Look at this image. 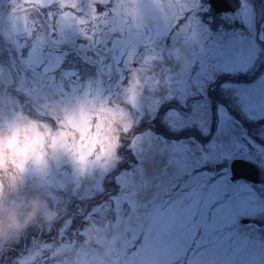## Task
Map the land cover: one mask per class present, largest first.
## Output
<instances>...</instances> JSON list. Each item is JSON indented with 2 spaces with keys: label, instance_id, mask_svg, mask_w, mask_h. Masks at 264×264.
<instances>
[{
  "label": "rangeland",
  "instance_id": "374dc122",
  "mask_svg": "<svg viewBox=\"0 0 264 264\" xmlns=\"http://www.w3.org/2000/svg\"><path fill=\"white\" fill-rule=\"evenodd\" d=\"M76 1L58 0V4L75 7ZM49 4L57 5L54 0H28L27 3L0 0V82L5 85H10L16 77L24 87V77L16 70L23 65L18 59L10 60L19 47L28 44L39 60L41 50L52 46L53 37L47 27L37 31L43 17L30 16L40 13L41 8ZM82 21L72 14L57 16V35L67 38L77 33L87 34ZM186 39L191 45H197L201 39L199 29L196 27ZM247 43L238 60L247 65V70L216 73L215 80L207 84L206 102L211 108L212 130L208 136L195 127L174 133L159 119L150 123L144 111L148 104L154 99L166 101L167 82L155 66H151L154 69L151 77L141 69L134 70L119 91L113 86L115 77L113 84L97 85L93 79H86L93 75L92 70H87L83 74L85 81L68 84L72 90L63 95L58 83L46 92L33 93L35 102L16 91L11 98L0 94V137L10 138L21 124L39 130L35 136L32 133L18 135L0 150V264H173L175 234L180 227L173 225L162 232L155 226L159 205H154L155 210L150 209L144 215L139 226L122 230L111 238L93 225L86 229L88 240L84 241L76 235L85 227L83 211H90L107 199L108 194L115 193L117 185L113 178L135 167L134 155H139L146 140L139 133L148 128L169 141L195 142L206 149L216 131L218 106L227 109L233 125L232 139L223 147H217L207 162L199 152L187 161L189 167L202 173L200 181L227 179L222 175L225 162L252 159V150L257 146V150L264 151V115L259 109L245 112L235 95L237 91L257 97L264 95V79L256 80L249 68L254 48L251 42ZM157 81L162 87L156 86ZM225 83L233 87L222 88ZM149 88L154 90V95L148 94L146 89ZM168 107L179 105L166 104L162 112ZM262 158L264 160V156ZM147 171L152 174L150 166ZM172 179L169 177L152 193L153 200L157 197L164 200ZM101 182L106 191L88 199L99 191ZM186 182L190 186L193 183L189 176L178 181L181 192L187 191L183 187ZM152 187L149 183L148 189ZM148 189L145 195L149 194ZM177 194L173 192L172 198ZM188 195L186 193L185 197ZM204 199L207 203L206 194ZM240 206L249 205L245 200ZM200 207L202 209L203 205ZM196 212L194 209L193 217H197ZM60 236L64 237L63 241ZM89 240L101 246L93 247Z\"/></svg>",
  "mask_w": 264,
  "mask_h": 264
},
{
  "label": "snow or ice",
  "instance_id": "6c2138e0",
  "mask_svg": "<svg viewBox=\"0 0 264 264\" xmlns=\"http://www.w3.org/2000/svg\"><path fill=\"white\" fill-rule=\"evenodd\" d=\"M24 2L27 3L28 0ZM54 3L58 7V0H54ZM184 3L183 14L174 16L163 32L157 33L155 37H148L147 42L137 41L133 45L134 54L131 56L124 50L123 38L119 34L104 38V32L95 30L96 26L87 19L83 8L77 13L75 7L65 4L64 9H70L74 15L83 17L88 24L87 34L77 33L65 38L57 35V15L52 11L53 4L42 7L40 15L43 20L37 31L46 26L48 34L53 37L52 46L44 47L40 59L35 62L32 60V47L29 48L28 44L19 47L10 60L18 59L19 64L23 65L16 67V70L18 75L24 77V87L13 77L10 85L0 82V94L11 98L16 91L29 101L35 102L33 93L46 92L57 83L61 95L70 92L72 89L67 86L69 83L85 81L78 65L70 61V57L94 70V75L87 79L101 83L107 80L109 84H113L115 77L113 86L119 91L128 83L136 69L145 71L151 77L154 69L148 61L150 57H154L150 63L160 69L167 87L164 88L166 101L154 99L144 110L150 123L159 119L162 125L174 133L195 127L202 135L208 136L212 130L211 108L206 102L207 84L215 80L216 73L247 70V65L238 63L243 51L240 47L243 38L229 33L214 35L199 18L203 0H184ZM113 8L114 0H107V4L98 0L95 4L98 17L113 15ZM239 17L250 30L255 27V9L248 0H242ZM193 24L201 35L197 45H191L184 35L186 30L191 31ZM98 36L102 38V42L97 43ZM173 64L175 68L172 67ZM156 86L162 87L160 81H157ZM231 87L233 86L227 83L222 85L224 89ZM146 91L149 95H154L153 89ZM235 95L245 112L259 109L264 115V95L257 97L245 91H237ZM173 102L179 107H168L162 112L166 104ZM14 104L15 101L13 107ZM140 119L143 122V113L140 114ZM232 133L231 117L223 105L218 106L216 131L206 146L207 150L205 146L195 142L169 141L151 128L139 133L146 140L143 150L139 155H134L135 167L113 178L117 185L114 194H108L107 199L90 211H83L85 227L76 235L83 237V241L88 240L86 229L95 225L96 229L102 230L111 238L122 230L139 226L144 215L150 209L155 210L154 205L160 206L156 212L155 226L164 232L170 226L184 223L188 217L195 219L192 213L196 209L200 224L195 228L181 227L175 234V242L182 246L181 254L186 258L187 264H246L248 249L253 245L264 247V241L253 240L250 234L252 229L242 221L264 215V197L253 188L236 187L238 182L232 181L230 177L200 181L202 173L196 172L187 164L189 158L197 152L207 162L217 147H223L232 139ZM149 166L152 168L151 175L147 171ZM185 176H189L193 183L190 186L186 182L183 187L187 191L178 192L172 198L171 194L181 187L178 181ZM169 177L173 179L164 200L159 197L153 200L152 193ZM149 183L153 185L151 189H148ZM146 189L149 191L148 195L144 194ZM105 191L101 182L99 191L94 192L88 199H94ZM186 193L189 194L187 197ZM245 200L249 205L247 208L240 206L241 201ZM60 239L63 241L64 237L60 236ZM88 242L93 247L101 246L95 241Z\"/></svg>",
  "mask_w": 264,
  "mask_h": 264
},
{
  "label": "flooded vegetation",
  "instance_id": "af4514ba",
  "mask_svg": "<svg viewBox=\"0 0 264 264\" xmlns=\"http://www.w3.org/2000/svg\"><path fill=\"white\" fill-rule=\"evenodd\" d=\"M227 1L228 0H203V8L198 13L199 18L203 21L205 26L211 29L212 33H229L242 37L241 48L245 47V42H248L247 44L251 42L254 50H252L253 60L249 68L252 70V74H254L256 80H262L264 79V0H248V3L255 9L256 13L255 27L251 30L241 22L239 17V13L242 10V0H230V5L227 4ZM97 2L98 0H77L75 3L76 12L79 13L81 8H83L87 19L94 22V26H96L95 30L97 32H104V38H111L113 34H119V36L123 38L122 43L124 44V50L129 53V56L134 54L133 45L137 41L142 40L147 42L148 37H155L157 33L163 32L166 24L170 22L174 16L183 14L182 9L185 7L184 0H114L113 15L98 17L95 9V4ZM99 2L107 4V0H99ZM219 3H221V6L217 7ZM222 3H225V6H222ZM53 7L54 9H52V11H54L57 16H69L72 14L73 16L81 18V20H83L81 26L88 32V24L83 17L74 15L70 9H64L60 4H58V7L57 5ZM30 16L41 15L40 13H35L33 15L30 14ZM195 29L196 26L193 24L190 32L187 30L184 32L185 37H187L189 33L191 34L194 32ZM97 38V43L102 42L101 37L98 36ZM153 58L154 57L149 58L148 63L150 66H155L150 63ZM69 60L78 64L82 76L87 70H92V74L94 75L93 69L85 66L79 61H75L73 57H70ZM87 78L88 77H86V79ZM94 81L97 85L109 84L108 82L101 83L98 80ZM75 83L76 82H72L69 84L73 85ZM260 143L263 144L261 141ZM258 148L257 146L252 150V153H254L252 159H237L252 161L264 169V160L262 158L264 156V151L257 150ZM230 164L228 162L223 164L226 171L223 170L224 172L222 175L227 178L230 177L232 180L233 175L231 173ZM234 182H238L235 185L236 187L243 186L253 188L264 197V181L255 183L240 179ZM177 192H181V190L179 189ZM197 219L198 216L195 219H190L188 217L185 220V222L187 221L186 225L185 222L183 223L185 225L183 228L188 229L189 226H191V228L197 227L200 224V220ZM252 219L255 221L248 223L242 221V223L249 225L252 229L250 234L253 240L264 241V215ZM175 227L181 228L182 226L181 224H177ZM178 245L179 244L175 242L173 264H187L186 258L182 256L181 249ZM245 260L246 264H264V247L256 245L251 246L247 251Z\"/></svg>",
  "mask_w": 264,
  "mask_h": 264
},
{
  "label": "water",
  "instance_id": "95a60500",
  "mask_svg": "<svg viewBox=\"0 0 264 264\" xmlns=\"http://www.w3.org/2000/svg\"><path fill=\"white\" fill-rule=\"evenodd\" d=\"M230 3L231 1L228 0L227 4L230 5ZM220 6L221 3H219L217 7ZM222 6H225V3H222ZM230 168H231V173L233 175L232 181H237L240 179H245L255 183H261L264 181V169L260 165L252 161L235 159L230 164ZM244 221L245 223H248L255 220L247 219Z\"/></svg>",
  "mask_w": 264,
  "mask_h": 264
},
{
  "label": "clouds",
  "instance_id": "9594fccd",
  "mask_svg": "<svg viewBox=\"0 0 264 264\" xmlns=\"http://www.w3.org/2000/svg\"><path fill=\"white\" fill-rule=\"evenodd\" d=\"M27 133H32L33 136L39 134V130L34 127H29L27 125L21 124L18 129H14L12 136L8 139L4 137H0V150H2L4 147H6L9 143V140H14L18 135L19 136H26ZM27 223V221H25Z\"/></svg>",
  "mask_w": 264,
  "mask_h": 264
},
{
  "label": "trees",
  "instance_id": "16d2710c",
  "mask_svg": "<svg viewBox=\"0 0 264 264\" xmlns=\"http://www.w3.org/2000/svg\"><path fill=\"white\" fill-rule=\"evenodd\" d=\"M38 14H39V13H38ZM32 59H33L34 61H36V60H37V56H36V57H34V56H33V58H32Z\"/></svg>",
  "mask_w": 264,
  "mask_h": 264
}]
</instances>
